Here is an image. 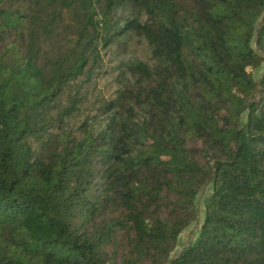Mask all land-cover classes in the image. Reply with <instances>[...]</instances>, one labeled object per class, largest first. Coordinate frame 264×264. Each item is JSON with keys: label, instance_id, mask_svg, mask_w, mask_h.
<instances>
[{"label": "trees", "instance_id": "1", "mask_svg": "<svg viewBox=\"0 0 264 264\" xmlns=\"http://www.w3.org/2000/svg\"><path fill=\"white\" fill-rule=\"evenodd\" d=\"M121 5L135 13L114 20ZM99 29L142 35L154 62H127L113 98L34 150ZM261 63L264 0H0V264H264Z\"/></svg>", "mask_w": 264, "mask_h": 264}, {"label": "rangeland", "instance_id": "2", "mask_svg": "<svg viewBox=\"0 0 264 264\" xmlns=\"http://www.w3.org/2000/svg\"><path fill=\"white\" fill-rule=\"evenodd\" d=\"M134 13L127 5H121L115 8L113 19L121 21L124 17ZM143 17L144 15H142ZM104 41L103 30L99 29L97 34H93L91 41L93 45L97 44L96 47L93 50L89 48L85 54L87 63L82 73L70 78L60 88L58 95L49 106L43 109L49 115L50 120L44 123L43 130H39L29 137V143L34 150L40 151L43 148L51 132H57L62 127L69 129L76 126L82 119L93 114L103 101L113 98L126 81L124 67L127 62L134 59H141L149 64L154 62L150 54V45L142 35L130 32L125 34L124 40H114L108 44ZM74 43L75 37L66 43L64 41L55 42L52 39L42 42V45L43 51L55 60L57 55L62 56ZM252 43L255 44L254 41ZM73 60L74 58L71 57L66 63L71 64ZM249 69L254 77H258L264 69V63L256 67H249ZM37 113V118H41V112ZM41 123L39 119L37 125ZM210 192V184L205 185L197 192L194 199L197 207L196 218L179 232L176 244L170 252L171 256H174L184 244L197 234L203 217L204 201Z\"/></svg>", "mask_w": 264, "mask_h": 264}]
</instances>
